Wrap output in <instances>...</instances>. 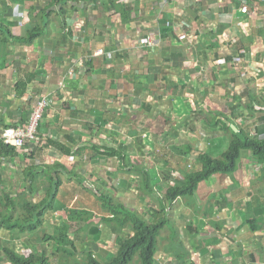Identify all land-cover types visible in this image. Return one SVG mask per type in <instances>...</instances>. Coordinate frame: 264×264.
<instances>
[{
	"label": "crops",
	"instance_id": "obj_1",
	"mask_svg": "<svg viewBox=\"0 0 264 264\" xmlns=\"http://www.w3.org/2000/svg\"><path fill=\"white\" fill-rule=\"evenodd\" d=\"M240 1L0 0V133L25 122L39 97L51 100L35 142L0 143V264H12L4 248L49 255L52 240L32 236L52 234L64 207L93 212L68 235L109 259L133 231L102 220L103 195L166 220L155 264H264V165L251 152L191 196L166 198L200 169V153L227 148V126L256 134L261 113L247 104L263 100L264 0L252 1L260 15L251 16L237 12ZM151 32L161 36L153 47L142 41ZM44 198L54 210L26 226L24 204ZM105 226L109 244L98 237Z\"/></svg>",
	"mask_w": 264,
	"mask_h": 264
},
{
	"label": "trees",
	"instance_id": "obj_2",
	"mask_svg": "<svg viewBox=\"0 0 264 264\" xmlns=\"http://www.w3.org/2000/svg\"><path fill=\"white\" fill-rule=\"evenodd\" d=\"M254 99V97H252ZM263 98V97H262ZM241 102L235 103V107L240 106ZM258 110V123L255 124V135H251L247 130L238 127V132L235 133L231 128H227L231 132L227 148L221 153L219 157H212L206 153H200L198 156L200 169L197 171H189L186 173L184 183L181 185H174L167 190L166 198L168 201L173 200L177 196L189 195L191 196L197 183L200 180L208 178L212 174H230L233 173L238 166L240 160V153L242 150H248L256 158V160L264 165V98L262 101L250 100L247 108L250 114L254 110ZM255 110V111H256ZM254 111V112H255ZM13 149V148H11ZM132 168V165H131ZM192 191V193L190 192ZM191 193V194H190ZM102 202V209H104L108 216L102 215V220L110 224H119L120 226H128L133 234L125 239L121 238L118 241L117 250L107 260L98 259L91 250H85L82 247H76L70 234V230L80 231L85 224L93 217L91 210L79 208L64 207L66 218L61 225L56 226L52 234L45 233L42 240H52L53 246L60 250L61 255L65 258L74 257L75 253L80 251L83 253V264H155V253L157 251V237L166 220L160 217L154 221H147L141 214L135 210L126 207L123 203L114 200L108 195L97 197ZM92 202L96 206L98 203ZM9 203H14L11 200ZM94 206V207H95ZM98 204L95 207L98 209ZM23 208L26 210L23 222L26 226L28 224L37 227L42 223L43 218L47 212L54 210L52 200L44 198L35 205L25 203ZM34 216L36 217L33 220ZM106 216V217H105ZM84 225V226H83ZM97 232V228H94ZM74 231V232H75ZM68 236V240L66 237ZM71 238V239H70ZM68 244V245H67ZM5 257L12 264H50L49 255L38 254L36 250L28 252L26 255L19 254L14 248H4ZM65 264H69L66 262ZM75 264H79L75 260Z\"/></svg>",
	"mask_w": 264,
	"mask_h": 264
},
{
	"label": "built area",
	"instance_id": "obj_3",
	"mask_svg": "<svg viewBox=\"0 0 264 264\" xmlns=\"http://www.w3.org/2000/svg\"><path fill=\"white\" fill-rule=\"evenodd\" d=\"M254 0H241L240 5L237 7V12L239 13H248L251 15H260L258 13L257 6L252 7L251 3ZM224 23H231V20L227 17L223 20ZM169 22H166L167 25ZM161 40L160 34L155 32L149 33L145 36L142 41L146 43L147 46L153 47L156 46ZM104 53L103 48H97L95 50L96 55H101ZM260 90L264 93V82L261 83ZM264 98V95H262ZM51 100L47 97H39L36 99L30 115L25 122L16 127H9L0 133V143L9 144L17 149H22L26 144L35 142L37 137V128L39 122L43 117L44 110L50 105ZM248 123H252L248 122Z\"/></svg>",
	"mask_w": 264,
	"mask_h": 264
},
{
	"label": "rangeland",
	"instance_id": "obj_4",
	"mask_svg": "<svg viewBox=\"0 0 264 264\" xmlns=\"http://www.w3.org/2000/svg\"><path fill=\"white\" fill-rule=\"evenodd\" d=\"M259 95L262 97V95H264V93H263V91H261V90H259ZM263 99V98H262ZM244 127H249L248 126V124L246 125V126H244ZM228 144V143H227ZM92 185H93V187L95 188V191H94V189L93 188H90V187H92V186H87V188L89 187V189H90V192H91V194L90 195H92V198H94V196L96 197L97 196V193H100V190L101 189H97L98 188V185H95V183H91ZM97 186V187H96ZM136 199H138V201H136V202H138L139 204H141L142 206L144 205V203H145V199H143L142 197H140V195H136V197H135ZM58 203V202H57ZM95 206V205H94ZM54 214H55V216H54ZM54 214H53V212L52 213H50L49 215H53V216H51V220H57V222L59 221V215H57V213L56 212H54ZM57 215V216H56ZM59 218V219H58ZM63 219V218H62ZM49 220V219H48ZM50 220V221H51ZM148 221V220H147ZM49 224H50V222H49ZM48 224V225H49ZM105 231V232H104ZM103 232L104 233H102V234H99V236L98 237H100L101 236V239L102 238H104V240L106 241V244H109V241H107V237H106V234H107V229H106V226L104 227V230H103ZM33 238H32V240H33V242L34 243H36V242H43L42 241V237H43V233L42 232H38V233H35L33 236H32ZM74 242H75V245H76V247H80V236H79V234L78 233H74ZM49 246V255H51V253H56L55 255H56V258H55V262L57 263V264H65L66 262H68L69 264H75V260L79 263V264H83V260H84V258H83V256H84V254L83 253H80V251H78V254H77V252L75 253V256L74 257H67L66 258V260H65V258L61 255V252H60V250L58 251V249L56 248V247H54L53 246V242L52 241H49L48 243H47V247ZM111 246L112 247H114L115 248V244H114V241H112L111 242ZM100 246H99V244L97 243H93V244H91V245H88L87 246V249H89V250H97V248H99ZM86 249V248H85ZM92 250V251H93ZM19 251H22V248L21 247H19ZM25 252V251H24ZM54 260V258H51V260L50 261H53ZM100 260H102V259H100ZM135 262V260L133 261V264H135L134 263Z\"/></svg>",
	"mask_w": 264,
	"mask_h": 264
},
{
	"label": "water",
	"instance_id": "obj_5",
	"mask_svg": "<svg viewBox=\"0 0 264 264\" xmlns=\"http://www.w3.org/2000/svg\"><path fill=\"white\" fill-rule=\"evenodd\" d=\"M234 129H235V127L234 126H232Z\"/></svg>",
	"mask_w": 264,
	"mask_h": 264
},
{
	"label": "clouds",
	"instance_id": "obj_6",
	"mask_svg": "<svg viewBox=\"0 0 264 264\" xmlns=\"http://www.w3.org/2000/svg\"><path fill=\"white\" fill-rule=\"evenodd\" d=\"M255 126V125H254Z\"/></svg>",
	"mask_w": 264,
	"mask_h": 264
}]
</instances>
